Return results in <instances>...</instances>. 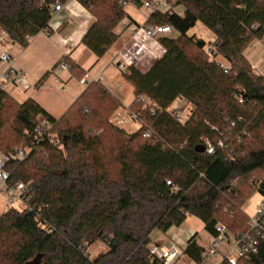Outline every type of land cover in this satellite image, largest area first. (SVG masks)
<instances>
[{
    "label": "trees",
    "instance_id": "trees-1",
    "mask_svg": "<svg viewBox=\"0 0 264 264\" xmlns=\"http://www.w3.org/2000/svg\"><path fill=\"white\" fill-rule=\"evenodd\" d=\"M67 1L0 0L4 43L25 48L47 28L56 2ZM75 1L94 18L81 44L101 58L127 16L122 0ZM176 2L183 16L151 13L144 25H168L178 37L159 38L165 53L148 71H124L134 95L128 111L141 122L137 131L126 134L107 119L95 122L98 97L109 116L121 107L100 83L88 84L60 118L32 99L19 104L0 91V150L33 145L24 161L6 168L9 185L29 186L31 211L0 214V264H160L149 253L150 235L182 225V211L199 219L210 236L218 223L232 235L246 231L242 206L253 192L264 195V178L246 182L264 172V77L252 71L243 51L264 36V0ZM197 22L213 34L211 45L229 65L227 74L209 61L204 41L187 36ZM65 62L76 79L85 76ZM141 96L157 105L156 116L142 110ZM181 97L194 107L184 125L166 113ZM39 116L53 124L61 150L46 140L34 144ZM148 127L153 136L145 139ZM207 143L213 154L206 153ZM194 238L183 254L199 263L203 248ZM95 242L106 250L90 257L86 250ZM237 264H264V241L256 255Z\"/></svg>",
    "mask_w": 264,
    "mask_h": 264
},
{
    "label": "built area",
    "instance_id": "built-area-1",
    "mask_svg": "<svg viewBox=\"0 0 264 264\" xmlns=\"http://www.w3.org/2000/svg\"><path fill=\"white\" fill-rule=\"evenodd\" d=\"M135 1H138L140 6L150 14H175L177 16H183L184 13L183 6L177 4L176 0H122L119 2V5L125 7L129 3L135 4ZM63 9H65L64 4L56 2L53 6V17L48 23L47 28L40 32L41 34L46 37L51 36V33L57 28L56 14ZM121 22L122 29L129 33V40L113 57L112 63L118 70L125 71L127 68L137 69L143 60L149 59L155 62L163 56L165 49L158 40L172 31L170 26H139L123 20ZM7 39V34L0 32L1 49H3V42ZM70 41L71 39L68 38L63 40V43L67 47ZM203 50L209 61L217 62L225 74L230 71L229 65L220 58L214 46L206 45ZM0 65L1 92L8 93L10 89L28 91L33 88L28 73L16 68L13 58L4 49L0 52ZM62 71L70 72L64 57L59 60L52 70V74L56 77ZM86 77L87 75L85 74L82 79L78 80V83L85 88L90 83H100L102 80V76L100 75L90 77L89 81L86 80ZM55 81L59 83L57 78ZM58 89L63 90L64 86L58 84ZM138 102L142 104V110L149 109L150 116L154 117L157 115L159 108L149 98L141 96ZM193 111L194 107L182 97L175 100L166 109V113L181 125H184L190 120ZM118 121L119 123L136 122L139 126L141 125L138 115L129 111L126 113L125 119L123 118ZM234 126L235 124L233 122L230 123L231 129ZM33 135L35 140L34 144L46 140L58 149H62L57 135L53 133V124L44 117H37ZM152 136L153 131L149 127L146 128L143 132V137L150 139ZM238 141L240 142V139ZM217 145L222 148L224 141L221 139L218 140ZM32 150L33 145L23 146L8 153H3L0 150V194L5 198L7 208L18 209L16 207V204H18L21 206V209L18 210L31 211L29 205V186L23 182L9 185L10 172L6 168L10 162L24 161ZM205 151L207 154H213L214 147L207 143ZM260 196L262 201L257 203L254 214L248 217L245 232L232 235L223 224L218 223L216 225L217 234L209 237L208 247L202 252L199 264H210L209 260L211 257H221L222 260L220 262L225 261L227 264H237L240 260L249 259L259 252L260 243L264 241V195ZM182 213L186 217L189 216L188 212L182 211ZM148 250L150 255L157 259L160 264H174L183 255L184 251L174 238L171 239L168 245L152 244ZM86 254L90 256L91 253L89 250H86Z\"/></svg>",
    "mask_w": 264,
    "mask_h": 264
},
{
    "label": "crops",
    "instance_id": "crops-1",
    "mask_svg": "<svg viewBox=\"0 0 264 264\" xmlns=\"http://www.w3.org/2000/svg\"><path fill=\"white\" fill-rule=\"evenodd\" d=\"M64 6L65 9L56 14L57 28L51 33L50 37H46L39 33L29 39L26 48L23 50H17L16 56L11 55L15 67L28 73L33 88L28 91L10 89L7 94L19 104L24 103L27 99H32L52 117L60 118L85 90V87L80 85L78 83V79H76L70 72L62 71L56 77L52 74V70L55 68L59 60L62 57H65L68 58L80 70L86 73L87 81H89L90 77H95L98 75L102 76L101 82L103 83L101 84L100 82V84L109 92V94H111L121 103V107L116 111V118H114L116 123L113 122V124L115 126L120 125L119 128L121 129H125V127L130 125H135L137 126L135 131H137L139 128L138 123H119L118 121L122 120L123 118L125 119L126 113L128 112L127 109L134 100V95L132 86L124 79V71L118 70L112 63L114 55L128 42V31H124L122 29V22L119 23L114 30V33L117 36V41L108 49L103 57L97 58L84 45L81 44L84 34L94 22V18L75 0L67 1ZM134 6L140 11L143 9L138 7L136 4H134ZM125 13L127 16L125 19H123V21H127L139 26L144 25L148 16L150 15L148 11L147 13L142 12V18L139 20L126 11ZM172 32L173 31L170 33ZM169 34L162 37L169 36ZM42 36L46 38H43ZM68 38L71 39V41L66 47L63 43V40ZM51 45L54 46V50L50 48ZM16 46L17 45L15 44L9 43L6 45V47H3V49L7 52H10L11 49H16ZM3 49H1L0 52ZM153 64V61L145 59L141 62L137 70L146 72ZM251 66L253 70H255L252 64ZM56 78L60 83L55 81ZM55 83H57V86ZM58 84L64 86V90L69 92L67 97L60 98L59 96L57 99L52 98L53 92L54 97L57 95L55 94L54 89H58ZM15 91L23 93H17V95L13 97L11 94ZM64 104H66L65 107ZM60 108H63L61 113L62 115L57 117L54 115V111ZM188 219H193L201 223L204 229V225L199 219L194 216H187L182 225L178 227H171L165 233L157 230L153 231L150 235V245H168L171 239L174 238L177 244L184 250L187 241L195 235L194 242L199 247L203 248V251L207 249L210 235L206 232L207 246L204 247L199 242L198 233L195 232V230L191 227H184V224ZM105 250L106 247L104 245L103 252ZM174 264L199 263H195L183 254Z\"/></svg>",
    "mask_w": 264,
    "mask_h": 264
},
{
    "label": "rangeland",
    "instance_id": "rangeland-1",
    "mask_svg": "<svg viewBox=\"0 0 264 264\" xmlns=\"http://www.w3.org/2000/svg\"><path fill=\"white\" fill-rule=\"evenodd\" d=\"M139 7V6H138ZM141 7V6H140ZM125 11L127 13H129L130 15L134 16L135 18L137 19H141L142 18V12H145L147 13L146 10L142 9L141 11L138 10L133 3H129L127 4L125 7ZM142 8V7H141ZM169 36H172V37H178V34L175 33V32H172L169 34ZM187 36L188 37H193L194 40H202L205 42L206 45H211V42L213 41V34L204 26L202 25L200 22H197L195 24V26L190 29L188 32H187ZM43 37V36H42ZM40 37V38H42ZM43 38H46V37H43ZM5 42V41H4ZM3 42V47H6V43ZM27 47V46H26ZM25 47V48H26ZM51 49L54 50V46L51 45L50 47ZM19 49H24L23 47H20V46H16V49H11L10 52V55L12 56H16V51L19 50ZM1 50V48H0ZM243 55L245 56V58L254 66L255 70H253L252 68V71L255 73V74H258L259 76H263L264 77V36L261 38V39H253L244 49L243 51ZM60 83V82H59ZM103 82H101L102 84ZM56 86H57V83H55ZM55 90V94L56 97H54V92L52 94V98L53 99H57L59 98H63V97H67L69 95V92H67L66 90H60V89H54ZM17 93H23V92H19V91H15L13 92L11 95L16 96ZM58 96V97H57ZM97 101H95V104H94V108H96V111H97V118L95 119V122L99 121V120H103V119H107V122H111V124H113V122L116 123V121L114 120V118H116V111H114L113 113H111V115L109 116V114L107 113V107L105 106V104H101V100H99V97L96 99ZM66 104H64V107H65ZM59 108V107H57ZM63 111V108H60L56 111H54V115L57 116V117H60V115H62ZM79 115H80V112L78 111ZM77 113V114H78ZM88 120H92L93 117H89L87 116L86 117ZM93 124V123H92ZM114 125V124H113ZM118 127H120V125H116ZM63 128V124L60 125L59 128ZM137 126L135 125H130V126H127L125 127V129H122L126 134H131L133 132H135V128ZM20 147H23V146H19L18 148ZM250 179L247 180L246 182H249L250 180L252 179H256V178H264V172L263 173H255V174H252L250 177ZM262 201V198L261 196L256 193V192H253L250 197L247 199V201L245 202V204L242 206V210L243 212L248 216V217H251L253 214H254V211H255V208H256V205L258 202H261ZM16 207L18 209H21V206L16 204ZM6 209H8L6 207V203H5V198L3 197L2 194H0V214L3 213ZM184 227H191L195 230V232L198 233V238H199V242L201 243V245H203L204 247L207 246V233L205 232V230L203 229L202 227V224L193 220V219H188L186 221V223L184 224ZM194 232V233H195ZM103 248H104V245L103 243L101 242H95L91 247H89V252L91 253L90 256L94 257L100 253L103 252ZM206 250V249H205ZM222 260L221 257H211L210 260H209V263L210 264H219V262Z\"/></svg>",
    "mask_w": 264,
    "mask_h": 264
},
{
    "label": "water",
    "instance_id": "water-1",
    "mask_svg": "<svg viewBox=\"0 0 264 264\" xmlns=\"http://www.w3.org/2000/svg\"><path fill=\"white\" fill-rule=\"evenodd\" d=\"M201 149V151H203V148H200Z\"/></svg>",
    "mask_w": 264,
    "mask_h": 264
}]
</instances>
